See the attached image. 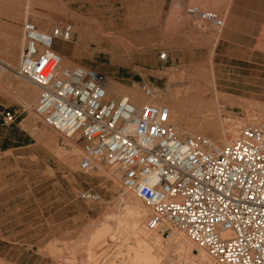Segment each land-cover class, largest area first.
<instances>
[{"label": "rangeland", "instance_id": "obj_1", "mask_svg": "<svg viewBox=\"0 0 264 264\" xmlns=\"http://www.w3.org/2000/svg\"><path fill=\"white\" fill-rule=\"evenodd\" d=\"M177 1L0 0V16L18 13L41 32L73 25V40L57 42L59 50L55 48L63 66L130 78L132 89L113 83L109 98L130 97L138 107H170L181 138H202L218 146L222 140L234 141L230 129L264 128V19L258 24V38L251 36L254 24L244 22L241 28L235 26L234 44L223 46L221 41L214 50L225 27L218 33L186 10L198 7L217 12L226 25L223 11L227 5L216 0H185L178 7ZM163 52L168 53L167 62L159 58ZM142 85L153 91V98L142 94ZM25 125L31 135L20 141L21 148L8 151V142L0 145V264H113V260L114 264H137L132 260L135 250L129 249H137L136 245L131 240L123 242L119 232L124 219L130 221L123 209L127 207L124 201L132 196L123 190L120 173L103 163L90 173H79L80 141L60 138L33 109ZM101 167L120 176V186L107 173H99ZM87 191L100 194L101 201L81 200ZM104 222L109 230L98 244L93 238ZM178 232L174 229L163 237L150 234L160 236L164 251L169 252L168 258L161 255L158 264H202L199 250L189 246L186 237V249L180 250L182 239L174 237L184 234ZM101 241L107 242L102 250ZM89 246L95 248L93 259L87 253ZM107 248L112 255L103 263L102 252Z\"/></svg>", "mask_w": 264, "mask_h": 264}, {"label": "built area", "instance_id": "obj_2", "mask_svg": "<svg viewBox=\"0 0 264 264\" xmlns=\"http://www.w3.org/2000/svg\"><path fill=\"white\" fill-rule=\"evenodd\" d=\"M186 13L218 33L225 27L217 12ZM74 32L71 24L41 32L25 22L15 76L38 88L35 116L63 140L81 142L78 172L100 163L117 170L123 190L150 208L148 232L163 237L175 229L217 264H264V128L246 126L224 147L181 138L168 107L109 98L104 74L64 67L55 45L71 42ZM159 58L167 62L168 53ZM141 92L154 97L147 85ZM15 121L11 111L2 116L4 126ZM80 198L101 201L93 191Z\"/></svg>", "mask_w": 264, "mask_h": 264}, {"label": "crops", "instance_id": "obj_3", "mask_svg": "<svg viewBox=\"0 0 264 264\" xmlns=\"http://www.w3.org/2000/svg\"><path fill=\"white\" fill-rule=\"evenodd\" d=\"M216 2L219 5H227V8L224 7L223 11L226 17L225 29L214 44V50L221 41L223 46L234 44L238 34L235 26L241 28L244 22L254 24L255 34L251 33V36L259 37L258 24L264 19V0H216ZM177 3L178 7H182L186 1L180 0ZM24 24L23 17L18 13L12 17L0 16V145L8 142L10 144L8 151L21 148L20 145L23 143L20 141L31 135L27 126L23 125L30 118V111L35 107L39 98V90L36 86L15 76L25 48ZM257 43L258 39L254 45L257 46ZM58 47L56 43L57 51ZM103 74L123 89L133 88L130 78L121 79L109 72ZM7 111L15 114L16 121L12 125L4 126L2 116Z\"/></svg>", "mask_w": 264, "mask_h": 264}, {"label": "bare ground", "instance_id": "obj_4", "mask_svg": "<svg viewBox=\"0 0 264 264\" xmlns=\"http://www.w3.org/2000/svg\"><path fill=\"white\" fill-rule=\"evenodd\" d=\"M180 2V1H179ZM172 13V12H171ZM174 13V12H173ZM173 17V16H172ZM85 38V37H84ZM113 53V52H112ZM62 61H63V59H62ZM113 83L112 82H110V80L108 79L107 80V85H106V90H107V94H108V96H109V94H110V90H113ZM115 90V89H114ZM112 92V91H111ZM174 97V96H173ZM130 98V97H129ZM142 98V97H141ZM157 98V97H156ZM155 98V99H156ZM131 99V98H130ZM144 101V100H143ZM142 101V102H143ZM145 102V101H144ZM150 102V101H149ZM163 102V101H162ZM176 102H178V101H176ZM28 105V104H27ZM156 105V104H155ZM158 106H160L159 104H157ZM169 110H170V112H171V114H172V110H171V108L169 107L168 108ZM172 116V115H171ZM173 117V116H172ZM172 121H173V119H172ZM174 123H175V121H174ZM178 129H179V127H178ZM231 130V134L233 135V137L234 138H236L237 136H238V134H239V130H236V129H230ZM227 140H222L221 142H219L220 144H223V145H228L229 143H230V141L229 142H226ZM72 142H73V140H72ZM71 142V143H72ZM70 144V143H69ZM220 144L217 146V147H219L220 146ZM72 145V144H71ZM217 145V144H216ZM222 146V145H221ZM220 146V147H221ZM72 147H76V146H72ZM71 147V148H72ZM77 148V147H76ZM75 148V149H76ZM78 150V149H77ZM77 150L75 151L74 149H73V152L75 151L76 153H77ZM81 150V149H80ZM55 151V150H54ZM57 151V150H56ZM58 152V151H57ZM60 152V151H59ZM58 155H59V153H57ZM78 154H80V153H78ZM77 154V155H78ZM70 155V154H69ZM62 156V155H61ZM64 156V155H63ZM67 156H68V154H67ZM74 156H76V155H74ZM77 157H79V156H77ZM65 158L67 159L68 157H66L65 156ZM75 159H77V158H75ZM74 158H73V161L75 160ZM68 160H70V159H68ZM72 162V161H71ZM72 164V163H71ZM99 165V164H98ZM100 166V165H99ZM105 168V167H104ZM104 170H106V169H104ZM103 169H102V167H101V169L98 171L99 173H107V177H108V179L112 182V183H114L115 185H118L119 184V182H121V181H119L118 180V178L120 177H118L117 175H115L113 172L111 173H109V171L108 172H106V171H104ZM111 170V169H110ZM112 171V170H111ZM120 180H121V177H120ZM119 181V182H118ZM121 184V183H120ZM118 186H120V185H118ZM129 194H131V193H129ZM132 195V196H131ZM130 196L131 197H129L128 199H127V202H125L124 200V203H126V209H123L124 211L126 210V213H127V215H128V217H129V219H130V221H128V219H124L125 221L127 220L129 223L127 224L125 221H123V222H125V224L122 222L121 223V226H119L120 228V233H122V241L123 240H125V241H123V242H127L128 240H131V241H133V243L136 245V247H137V249H135V248H133V247H128L129 249H132V250H135L134 251V255H133V261H135L137 264H158V262H161L162 261V256L161 255H163V256H165L166 255V257H167V253L169 254V252H167V249L164 251V247H163V245H161V237L159 236V237H152V236H150V234H153L152 232H148L147 230H145V226L146 225H143V223H144V219L146 218V215L144 216V213H147V211H149V213H147V215H150V212H151V210H150V208H148L147 206H146V204H144L134 193H132ZM122 215V214H121ZM125 216H126V214H125ZM124 217V216H123ZM148 218V217H147ZM146 218V219H147ZM121 219H122V217H121ZM148 220V219H147ZM120 223V222H119ZM118 223V224H119ZM107 223H105L104 222V225H102V231L100 232V234L98 233L97 234V236H95L94 238H93V241L94 240H98V241H96L98 244H99V240H101L102 238H104L103 236L106 234V232H107V230H109V229H107V225H106ZM114 224H116V222H114ZM109 226V225H108ZM116 226V225H115ZM114 226V227H115ZM111 227V226H110ZM109 227V228H110ZM117 227V226H116ZM113 228V227H112ZM111 228V229H112ZM113 230V229H112ZM111 230V231H112ZM117 230H118V228H117ZM179 233V232H178ZM111 234V233H110ZM109 234V235H110ZM180 234H182V233H180ZM179 234V235H180ZM175 236V235H174ZM182 236L185 238V236L184 235H181V237L179 236H175L174 237V239H182V241H180L179 243H181V249L180 250H185L186 249V244L188 243V241H187V239L185 238H182ZM171 239H173L172 237H171ZM170 239V240H171ZM112 240V239H111ZM169 240V241H170ZM91 241H92V239H91ZM95 242V241H94ZM102 242V241H101ZM130 242V241H129ZM176 242V241H175ZM93 242H91V246L92 245H95V243L94 244H92ZM97 243H96V245H97ZM105 243H107V242H102L101 244H102V247L100 246V248H101V250L102 249H104L105 248ZM111 243V242H110ZM120 243V242H119ZM128 243V242H127ZM177 243V242H176ZM123 244V243H122ZM126 244V243H125ZM168 244V243H167ZM190 245L189 246H191L193 243L191 242V243H189ZM90 245V244H89ZM95 245V246H96ZM194 245V244H193ZM108 246V245H107ZM188 246V245H187ZM90 247V246H89ZM88 247V248H89ZM120 247V245L118 246V248ZM124 247V246H123ZM167 247H168V245H167ZM179 247V248H180ZM91 249H89L90 250V252L89 251H87V253H89V258L90 257H92L91 259H93L94 258V256L93 255H95V253H94V249L95 248H98L97 246L92 250V247H90ZM125 248V247H124ZM128 248H126L127 250H128ZM189 248H192V247H189ZM111 249V248H110ZM110 249H105L103 252H102V259H105V260H103V263H104V261H107L109 258H107V257H110L109 256V254H111L112 253V251L110 250ZM193 249H194V247H193ZM197 249V248H196ZM88 250V249H87ZM92 250V251H91ZM97 250H99V249H97ZM112 250H113V248H112ZM131 250V251H132ZM199 250V252H200V260L202 261V264L204 263V264H211L212 263V259L208 256V254L204 251V250H200V249H198ZM171 251V250H170ZM174 251V250H173ZM97 252V251H96ZM111 252V253H110ZM121 252V251H120ZM123 252V251H122ZM178 252V251H177ZM176 252V253H177ZM183 252H185V251H183ZM99 253V252H98ZM100 254V253H99ZM126 254H127V252H126ZM181 254V253H180ZM179 254V255H180ZM98 255V254H97ZM112 255V254H111ZM123 255V254H122ZM124 255H125V253H124ZM123 255V256H124ZM185 255V254H184ZM199 255V254H198ZM84 256V255H83ZM101 256V255H100ZM121 256V255H120ZM189 256H191V254L189 255ZM119 257V256H118ZM192 257V256H191ZM97 258V257H96ZM107 258V259H106ZM165 258V257H164ZM168 258V257H167ZM180 258H181V256H180ZM193 258V257H192ZM101 259V258H100ZM101 259V260H102ZM199 259V258H198ZM197 259V260H198ZM88 260V259H87ZM96 260V259H95ZM110 260V259H109ZM168 260V259H167ZM166 260V261H167ZM190 260V259H189ZM85 261V260H84ZM90 261H92V260H90ZM98 261H99V259H98ZM113 261H116V260H113ZM111 262V263H115V262ZM132 261V262H133ZM81 262H83V261H81ZM89 262V261H88ZM96 262V261H95ZM95 262H93V263H95ZM165 262V261H164ZM196 262V261H195ZM200 262V261H199ZM92 262H91V264H93ZM201 263V262H200ZM90 264V263H89ZM97 264H98V262H97ZM101 264V263H100ZM213 264V263H212ZM214 264H216V263H214Z\"/></svg>", "mask_w": 264, "mask_h": 264}]
</instances>
